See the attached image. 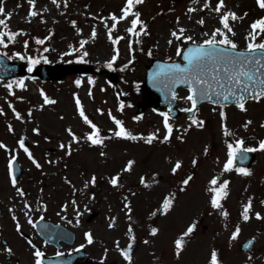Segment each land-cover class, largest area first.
Wrapping results in <instances>:
<instances>
[{"label": "rangeland", "instance_id": "1", "mask_svg": "<svg viewBox=\"0 0 264 264\" xmlns=\"http://www.w3.org/2000/svg\"><path fill=\"white\" fill-rule=\"evenodd\" d=\"M208 3L215 7L217 0H208ZM125 4L126 0H67L65 8L61 0L57 8L52 0H35L34 10L46 9L40 12L44 18L41 21L39 16H28L27 0H3L5 13L0 14V19L11 13L6 19L8 28L32 33V43L27 47L0 46V51H7L13 59H18L15 52L31 56L39 60L35 65L47 57L52 62L91 65L92 69L83 75H67L58 82L27 77L29 90L22 91L16 86L9 91L6 85L12 81L0 80V109L3 110L0 112V142L6 145L0 148V206L3 207L0 219L8 225L7 231L0 235V264L7 262L9 255L1 242L4 239L12 248L11 264H17V258L20 263L34 264L32 250L14 232L12 219L18 216L26 220L28 215L37 216L44 209L46 219L75 230L78 243L83 244L86 232L92 233L93 242L86 248L87 257L95 262L128 264L121 254V250H125L129 251L131 264H211L215 250L221 264H264V218L257 219L254 215L260 212L264 217L261 203L264 201V150L255 151V158L248 166L233 163L229 171L223 167L229 143L243 139L244 147H256L259 140L264 139V98L248 102L246 111L235 106L221 108L204 104L195 116L203 120L204 125L196 127L185 111L191 107L190 102L183 99L189 93L180 89V114L169 118L173 131L165 141L161 113L166 111H157L148 105L140 115L139 107L156 96L147 91L137 92L135 86L144 81L154 60L178 59L177 46L184 49L190 44L172 37V31L183 27L184 35H192L199 43L206 38L203 33L221 27L219 14L203 7L204 0H142L134 5V11L140 12L139 19L146 26L144 31H140L139 24L134 30L137 34L126 31L131 26V15L119 20L111 34L113 38H122L114 45L108 38L113 23L111 14L120 16ZM224 5L222 11H234L239 17L236 21L229 20L235 32L230 38L238 48L245 49L250 25L264 17V9L258 6L257 0H224ZM201 18L205 21L203 25L197 23ZM73 20L75 27L71 24ZM77 27L82 31L78 33ZM93 27L97 33L94 39L91 37ZM35 38L44 39V43L33 42ZM82 39L86 40L83 49L80 47ZM256 39H264V34ZM82 51H87L88 55L78 59ZM114 54L117 59L112 61ZM109 62L114 66L106 68ZM121 65L125 66V71L119 68ZM77 80L81 81L79 85ZM41 92L54 103L44 104ZM77 98L85 114L100 128L102 144L93 145L83 138L71 139L69 128L79 137L91 131L79 115ZM13 108L21 114L20 119ZM221 111L226 114L223 120ZM109 113L122 120L124 127L138 134V138H118L109 132L116 127ZM136 116L140 119H134ZM224 126L230 134L225 135ZM34 128L39 132H34ZM152 133L155 138L149 143ZM21 139L40 164L39 168L19 147ZM61 143L66 147L60 148ZM68 145L72 149L70 154ZM12 156L19 158L23 167L17 185L12 184L8 168ZM194 158L195 165L192 164ZM128 160L134 163L131 171H124ZM177 160L181 161V167L173 173L171 169ZM237 168H247L251 174L243 175ZM117 174L118 183L113 186L110 180ZM189 175L192 179L188 185H183V179ZM93 176L94 184L91 183ZM213 178L217 179L216 185L211 183ZM225 179L229 180L228 194L220 201L221 208H213L211 189L218 188ZM85 182H88L87 187ZM20 187L26 190L25 195L18 191ZM166 197L172 204L165 213L162 205ZM249 199L252 208L250 219L245 221L242 212ZM25 202L30 207L26 208ZM126 203L131 208L130 213L125 208ZM225 210L227 217L222 215ZM110 223L113 227H109ZM193 224V232L183 237L184 244L177 255L175 240ZM237 226L240 232L233 239L231 234ZM153 227L158 229L155 235L151 233ZM252 237L257 238L255 247L250 252L243 251L242 243Z\"/></svg>", "mask_w": 264, "mask_h": 264}, {"label": "snow or ice", "instance_id": "2", "mask_svg": "<svg viewBox=\"0 0 264 264\" xmlns=\"http://www.w3.org/2000/svg\"><path fill=\"white\" fill-rule=\"evenodd\" d=\"M27 3L29 4V12L28 16L30 17H37L43 21V16L40 15V12L45 11L46 9L41 10H34L35 6V0H27ZM52 3L59 8L61 6V0H52ZM142 3V0H126L125 7L121 9V15L117 16L115 14H111V20L113 23L111 24L109 31H108V38L112 41V43L115 45L118 39H121L122 37H116L113 38L111 31L112 29H115L117 27V21L124 20L125 18L129 17L130 15L133 17L130 21L131 26L126 28V31L131 34H137L135 33L136 26L139 24L141 25L140 31H144V28L146 27L143 24V21L139 19L140 12L134 11V5ZM257 4L260 8L264 9V0H257ZM63 6L67 7V0H63ZM203 7L209 8L210 11H213L217 14H219V24L221 27H216L212 29L210 33H203V35L206 37L199 43H197L196 40L193 39L192 35H184L185 29L183 27H180L178 30H174L171 32V36L176 39H183L184 41L190 42L189 46L186 49H181L179 45L177 46V52L176 54L178 56L182 55V59L187 62L186 65L182 66L179 63H172V64H163L158 67V70L156 73H154V76L156 77V80L158 83H160L164 89L171 92V95L173 98H177L176 92L172 91V86L176 84H187L188 85V95L184 97L183 99H186L188 102H190L191 107L185 109V111L191 113L194 109L197 107V103L199 99H209L211 100L213 98V95H215L217 98L222 99L223 101L227 102L229 100H234L237 107H239L240 110L246 111L245 107V99L246 97L250 96L252 99L259 101L261 98H264V72L261 70L264 69V39H261L257 41L256 37L260 36L261 34H264V17H260L259 19L253 21L250 25L251 31L248 33V43L247 47L244 50H239L237 43L230 38V36H235V32L233 31L232 26L229 23V20L236 21L239 19L238 15L234 11L225 10L222 11V9L225 7L224 0H217V3L215 7H211V5L208 3V0H204ZM195 9H190L189 11H194ZM5 13V8L3 6V0H0V14ZM91 15V13L89 14ZM246 15V13H245ZM11 13H7L5 15V18L0 19V46L7 47L8 42H14L15 37L18 34H23V30H17V31H7L5 32L4 29L8 28V25L6 23V19L10 18ZM103 19V17H101ZM179 19V18H177ZM200 25H203L205 21L201 18L197 21ZM71 24L75 27L76 21H71ZM107 26V24H106ZM76 31L79 33L82 30L80 28H76ZM145 34H147L145 32ZM97 33L95 30V27L92 28L91 31V37L94 39L96 37ZM7 37V39H5ZM47 39V37H45ZM39 44L44 43V39H37L36 41ZM27 40L24 41V46L27 47ZM86 43V40L80 41V47L83 49L84 45ZM171 43V41H169ZM71 47V46H70ZM47 50V49H45ZM118 52V50H117ZM6 55V53H5ZM14 55L18 57L21 60L27 59L29 71H32V65L39 62L38 59H34L31 56L22 55L20 52H15ZM88 55L87 51H82V54L78 59H83V57H86ZM148 55H151V52L149 51ZM117 59V55L114 54L111 58L112 61H115ZM112 63L109 62L108 67H111ZM91 78H89V83H91ZM81 83L80 80L76 81V84L79 85ZM19 87V88H26V85L24 84L23 80H16L13 82H10L6 85L9 91L12 90L13 86ZM91 94V93H89ZM41 95H43V102L44 104H51L54 103L53 100H51L46 94L41 92ZM20 99H23L20 97ZM76 107L79 112L80 117L83 119L84 123L90 126L91 131L87 132L84 137H79L72 131L71 128L67 129L69 132L71 139L73 141H79L81 138L86 139L93 145H98L103 143V138L101 137L100 133L101 130L98 127L97 124L93 123L91 119L85 114V111L83 109V106L81 104V101L79 98L76 99ZM3 110L0 109V112ZM97 111H101L98 109ZM13 112H15V115L18 119L21 118V114L13 108ZM31 113L29 112V115ZM111 116V113H109ZM161 115L164 117L163 119V125L166 129V133L163 136V139L165 141L169 140L173 131V125L169 122L168 113H161ZM220 116L223 119L226 118V114L221 111ZM111 119L113 120L115 124V129H109V132H112L115 137L118 138H125V139H131L136 140L138 138V134H133L131 131H129L126 127L123 125V121L120 119H117L115 116H111ZM134 119L139 120L140 117L136 116ZM192 124L196 127H203L204 121L198 120L195 116L191 117ZM248 123H251V121H248ZM247 127V124L244 125ZM264 126V125H262ZM9 130L11 131V126H9ZM34 132H39L38 128L33 129ZM159 131V130H157ZM224 132L225 135L230 134L227 127L224 126ZM155 138V133H152L148 137V142L150 143L152 139ZM181 140H183V136L179 137ZM244 141L243 139H238L233 143H229L227 145L228 147V153H227V160L224 163L223 167L225 171H229L233 167V161L238 156L240 160L247 159V153L249 152H255L257 150H264V139H260L258 142V145L256 147H244ZM6 145H4L2 142H0V148H5ZM19 147L23 149L25 153H27L28 157L30 159H33V163L36 165V167H40V164L35 161V159L32 157V153L29 151L28 147L25 146L24 140L19 141ZM60 148H65L66 145L61 143L59 145ZM68 154L71 153V146L68 145ZM207 151V148H205V152ZM101 155H104L102 152ZM16 160L15 156H12L8 160V168L9 171H13V162ZM134 161L128 160L124 171H131L132 165ZM197 163V160L194 158L192 160V164L195 165ZM181 167V161L177 160L172 167L171 171L175 173L179 168ZM237 172L242 173L243 175H250L251 172L247 168H237ZM192 179V176L189 175L187 178L183 179L182 184L188 185L190 180ZM12 184H16V177L15 175L12 176ZM143 183V178L141 180ZM91 183H95V176L91 178ZM110 183L113 186H116L118 183V174L117 176H113L110 180ZM211 183L213 185L217 184V179L213 178ZM88 182H85V187H87ZM229 180L225 179L220 184L219 187H213L211 189L213 195L211 197V205L213 208H221L222 205L220 201L227 196L228 194V186ZM18 191H20L18 189ZM21 195L23 193L21 192ZM262 204H264V201H261ZM73 204H75V201H73ZM172 204V200L168 197H166L163 201L162 205V211L167 212L170 209V206ZM25 207H30L27 202H25ZM125 208L130 213L131 208L126 203ZM252 208L251 199L244 205L242 217L245 221L250 219V211ZM156 213L154 212L153 215ZM79 215V212H77V216ZM222 215L227 217L228 212L222 211ZM255 217L257 219L264 218L261 216L260 212L254 213ZM41 220H43V217H40ZM114 219V218H113ZM129 219L131 217L129 216ZM13 220H16V217L13 216ZM79 222V221H77ZM28 223L34 224V221L31 219V217H28ZM71 223V221H69ZM47 225H43L42 230L47 229ZM109 227H113V225L110 223ZM195 225H189L185 232L181 234V238H178L175 240V248H176V254L179 255L181 248L184 244L183 237L188 236L190 233L193 232ZM16 229L17 231L20 230V224L17 221L16 223ZM158 229L156 227H153L151 229V233L155 235L157 233ZM132 232L131 226H129V233ZM240 232V228L237 226L235 230L232 232V238L235 239ZM87 243L93 242V235L92 233L86 232L85 234ZM134 239V237H133ZM29 243H32L29 241ZM251 243V242H249ZM247 246V245H246ZM35 248L34 251V264H44V256L45 253L41 251L40 248L33 245ZM80 248H83L84 245L81 244L79 246ZM129 245V249H130ZM9 254L12 252V249L6 248L5 249ZM121 254L123 255L124 259L128 262V264H131V256L129 254V251L121 250ZM56 256H62L63 253L56 252ZM211 264H221V262L218 260L217 253L215 250H213L211 254Z\"/></svg>", "mask_w": 264, "mask_h": 264}, {"label": "water", "instance_id": "3", "mask_svg": "<svg viewBox=\"0 0 264 264\" xmlns=\"http://www.w3.org/2000/svg\"><path fill=\"white\" fill-rule=\"evenodd\" d=\"M46 69H51V70H57V74H49V77L52 79H62L64 77V75L67 72H85L87 69L86 68H67V67H62V66H57L54 67V69L49 68V67H45ZM39 76H41L42 74L40 73V71H38L37 73ZM49 77H45V78H49ZM175 86V85H174ZM173 87V86H172ZM143 88L146 90L148 89V87L146 85L143 86ZM247 98V97H246ZM211 101L215 102V103H225V101H223L222 99L217 98L215 95H213V98L211 99ZM234 101V100H233ZM228 102V101H227ZM160 104V99H157L156 101H154V105L156 107H158Z\"/></svg>", "mask_w": 264, "mask_h": 264}, {"label": "flooded vegetation", "instance_id": "4", "mask_svg": "<svg viewBox=\"0 0 264 264\" xmlns=\"http://www.w3.org/2000/svg\"><path fill=\"white\" fill-rule=\"evenodd\" d=\"M7 262H4L3 264H11V260H12V256L9 254V255H7ZM16 263L18 264V263H20V260L17 258L16 259Z\"/></svg>", "mask_w": 264, "mask_h": 264}]
</instances>
